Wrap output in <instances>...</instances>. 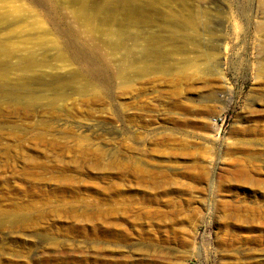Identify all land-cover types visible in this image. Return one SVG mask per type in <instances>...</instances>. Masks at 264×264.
Masks as SVG:
<instances>
[{"label":"rangeland","instance_id":"374dc122","mask_svg":"<svg viewBox=\"0 0 264 264\" xmlns=\"http://www.w3.org/2000/svg\"><path fill=\"white\" fill-rule=\"evenodd\" d=\"M0 264H264V0H0Z\"/></svg>","mask_w":264,"mask_h":264},{"label":"bare ground","instance_id":"6f19581e","mask_svg":"<svg viewBox=\"0 0 264 264\" xmlns=\"http://www.w3.org/2000/svg\"><path fill=\"white\" fill-rule=\"evenodd\" d=\"M40 24H42V22ZM56 44H58V43H56ZM78 53H79L78 51H74L73 56H74L75 59H79V54ZM82 64H84V66H87L86 62H82Z\"/></svg>","mask_w":264,"mask_h":264}]
</instances>
